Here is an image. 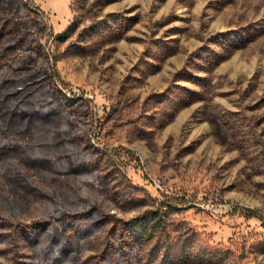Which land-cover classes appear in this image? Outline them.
I'll list each match as a JSON object with an SVG mask.
<instances>
[{
    "label": "rangeland",
    "instance_id": "1",
    "mask_svg": "<svg viewBox=\"0 0 264 264\" xmlns=\"http://www.w3.org/2000/svg\"><path fill=\"white\" fill-rule=\"evenodd\" d=\"M21 2L74 108L13 137L72 150L0 154V264L49 260L35 227L61 264H264V0Z\"/></svg>",
    "mask_w": 264,
    "mask_h": 264
},
{
    "label": "trees",
    "instance_id": "2",
    "mask_svg": "<svg viewBox=\"0 0 264 264\" xmlns=\"http://www.w3.org/2000/svg\"><path fill=\"white\" fill-rule=\"evenodd\" d=\"M22 10L25 12L21 13ZM33 12L21 0H0V154L8 160L22 153L28 160L48 167L57 152L72 150L64 146L63 139L53 140L57 151L54 157L49 158L41 155L40 151H30L25 141L13 137L18 134L16 129L23 133L33 128L55 126L54 120L58 116L64 119L66 125L72 122L69 109H73L74 105L63 100L41 42V36L46 32L45 21ZM65 130H69L68 127ZM11 135V139L4 140ZM62 135L67 137L69 133ZM252 215L256 216L255 213ZM24 232L33 241L40 235L49 237L46 251L49 260L41 258L34 264H47L48 261L50 264H61L73 250V241L67 239L59 228H25ZM120 251L119 248L116 257L121 254ZM65 264L74 263L68 260Z\"/></svg>",
    "mask_w": 264,
    "mask_h": 264
}]
</instances>
